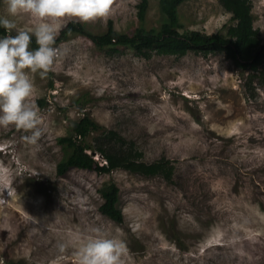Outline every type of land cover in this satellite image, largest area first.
<instances>
[{
  "label": "rangeland",
  "instance_id": "rangeland-1",
  "mask_svg": "<svg viewBox=\"0 0 264 264\" xmlns=\"http://www.w3.org/2000/svg\"><path fill=\"white\" fill-rule=\"evenodd\" d=\"M140 2L112 0L106 16L88 22L64 18L56 40L72 21L92 35L105 34L110 22L131 37L141 25L159 28V0H150L143 23ZM251 3L264 48V0ZM5 7L0 2V15ZM179 15L180 32L225 34L233 23L220 0L185 3ZM12 19L20 28L39 22L28 14ZM55 46L65 54L47 77L33 74L38 144L23 139L30 130L0 127V264H75L94 229L125 242L124 264H264V61L252 72L223 53L144 59L78 34ZM86 113L101 129L89 143L114 131L143 162L168 161L171 179L126 170L60 176L70 150L59 140ZM94 158L105 164L99 153ZM110 184L119 189L122 224L100 212Z\"/></svg>",
  "mask_w": 264,
  "mask_h": 264
},
{
  "label": "trees",
  "instance_id": "trees-1",
  "mask_svg": "<svg viewBox=\"0 0 264 264\" xmlns=\"http://www.w3.org/2000/svg\"><path fill=\"white\" fill-rule=\"evenodd\" d=\"M191 1L195 0H159L163 17L160 27L146 30L141 25L132 37L120 34L112 22L109 23L105 34L92 35L85 30L83 24L72 21L61 29L56 42L78 34L89 38L100 48H131L144 59H149L153 53L176 57L185 56L189 51H195L204 57L223 53L241 70L258 72L264 61V48L254 27L251 0H220L223 9L232 16L233 23L225 26V34L218 32L214 35L180 32L183 25L180 23L179 8ZM149 7L150 0H141L138 5V18L141 23L145 21ZM6 33L0 28V35ZM36 47L35 38H32L30 49ZM72 131L71 136L59 140L62 146L70 150V154L57 167L60 176L72 169H80L96 171L99 174L126 170L148 177L162 175L166 180L172 177V166L168 161L161 160L153 164L143 162L142 154L134 149V145L127 144L126 140L114 131L103 132L100 138L97 137L94 145L89 143V136L94 132H101V129L87 113L75 123ZM98 153L105 164L95 160V154ZM101 197V214L113 222L122 224L124 214L119 208L118 187L115 184L106 185L101 190Z\"/></svg>",
  "mask_w": 264,
  "mask_h": 264
},
{
  "label": "clouds",
  "instance_id": "clouds-1",
  "mask_svg": "<svg viewBox=\"0 0 264 264\" xmlns=\"http://www.w3.org/2000/svg\"><path fill=\"white\" fill-rule=\"evenodd\" d=\"M7 15H0V28L16 35L0 36V127L14 126L30 135L23 139L37 145L42 136L41 115L31 101L33 74L46 78L55 61L65 54L56 45L64 18L88 22L110 12L112 0H0ZM28 14L39 22L20 28L12 17ZM35 37L37 47L30 49ZM86 237L74 253L75 264H124L125 242L100 229ZM64 245H59L63 252Z\"/></svg>",
  "mask_w": 264,
  "mask_h": 264
},
{
  "label": "bare ground",
  "instance_id": "bare-ground-1",
  "mask_svg": "<svg viewBox=\"0 0 264 264\" xmlns=\"http://www.w3.org/2000/svg\"><path fill=\"white\" fill-rule=\"evenodd\" d=\"M0 152H2V151H0Z\"/></svg>",
  "mask_w": 264,
  "mask_h": 264
}]
</instances>
